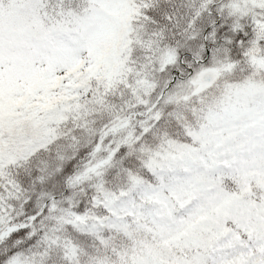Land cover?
<instances>
[{
    "label": "snow or ice",
    "instance_id": "snow-or-ice-1",
    "mask_svg": "<svg viewBox=\"0 0 264 264\" xmlns=\"http://www.w3.org/2000/svg\"><path fill=\"white\" fill-rule=\"evenodd\" d=\"M0 264H264V0H0Z\"/></svg>",
    "mask_w": 264,
    "mask_h": 264
}]
</instances>
